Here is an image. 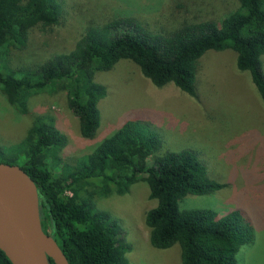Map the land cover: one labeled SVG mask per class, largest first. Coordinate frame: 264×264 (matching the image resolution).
Returning a JSON list of instances; mask_svg holds the SVG:
<instances>
[{
	"label": "trees",
	"instance_id": "trees-1",
	"mask_svg": "<svg viewBox=\"0 0 264 264\" xmlns=\"http://www.w3.org/2000/svg\"><path fill=\"white\" fill-rule=\"evenodd\" d=\"M235 2L236 8L217 21L184 24L170 33L154 31L133 15L113 14L87 25L70 51L34 67L13 68L9 51L25 47L31 29L56 25L61 0H0V93L13 111L23 114L31 96L64 92L80 136L90 139L99 124L96 103L105 95V88L94 82L96 72L127 60L154 87L170 83L194 96L197 60L209 50H231L237 71L249 74L264 106V0ZM63 143L53 118L37 116L20 141L0 149V163L18 166L31 179L41 231L68 264H128L118 225L94 210L90 200L94 194H125L138 181L155 201L143 217L150 247L165 250L176 244L180 264H236L240 247L252 241L251 224L236 209L218 214L178 208L184 196L207 195L224 185L209 178L191 152L158 154L159 138L146 124L129 119L72 161L57 157ZM0 264H10L1 251Z\"/></svg>",
	"mask_w": 264,
	"mask_h": 264
},
{
	"label": "rangeland",
	"instance_id": "rangeland-1",
	"mask_svg": "<svg viewBox=\"0 0 264 264\" xmlns=\"http://www.w3.org/2000/svg\"><path fill=\"white\" fill-rule=\"evenodd\" d=\"M235 8V0H61L56 25L31 29L25 47L9 51V63L13 68L34 67L54 54L66 53L87 25L105 22L113 14L133 15L154 31L170 33L184 24L217 21ZM260 64L264 75V56ZM196 65L194 96L170 83L154 87L127 60L96 72L94 82L105 88V95L96 103L99 124L90 139L80 136L64 92L31 96L23 114L13 111L0 93V149L20 141L31 121L42 115L53 118L64 138L56 152L61 161L90 153L129 119L142 122L157 134L158 154L191 152L209 178L224 185L207 195H186L178 208L211 209L218 214L240 211L251 224L253 238L238 250L236 264H264L263 103L249 74L237 71L233 51H206ZM90 201L94 210L118 225V238L128 247L124 253L128 264H180L176 244L156 250L148 243L143 217L155 201L148 198L145 183L132 184L122 195L94 194Z\"/></svg>",
	"mask_w": 264,
	"mask_h": 264
},
{
	"label": "water",
	"instance_id": "water-1",
	"mask_svg": "<svg viewBox=\"0 0 264 264\" xmlns=\"http://www.w3.org/2000/svg\"><path fill=\"white\" fill-rule=\"evenodd\" d=\"M0 251L10 264H68L41 231L36 187L16 165L0 163Z\"/></svg>",
	"mask_w": 264,
	"mask_h": 264
}]
</instances>
